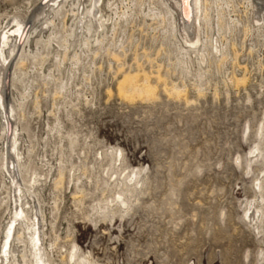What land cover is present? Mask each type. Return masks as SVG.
I'll list each match as a JSON object with an SVG mask.
<instances>
[{"label": "rangeland", "instance_id": "rangeland-1", "mask_svg": "<svg viewBox=\"0 0 264 264\" xmlns=\"http://www.w3.org/2000/svg\"><path fill=\"white\" fill-rule=\"evenodd\" d=\"M90 1L69 0L55 24L43 28V36L35 34L27 50L37 53L36 60L28 57L26 68L13 69L11 95L17 107L23 104L18 178L24 202L43 215L46 262L264 264V220L258 230L246 216L247 204L261 195L257 180L264 181V160L248 161L257 147L264 158V27L250 0H224L230 6L224 7L222 32L217 0H209L208 27L199 0L203 45L188 58L166 0H103L110 19L106 39L87 47L86 39L104 33L82 31L80 15L92 8ZM47 3L0 0V34ZM161 12L164 19L149 17ZM210 43L225 49L224 62ZM180 59L190 70L175 66ZM145 71L160 73L186 96L170 95L152 78L157 97H123L124 72ZM59 83L64 97L57 94ZM2 117L0 112V251L17 194L6 168L7 157L16 158L9 155ZM17 246L27 251L28 245ZM28 258L20 261L32 264Z\"/></svg>", "mask_w": 264, "mask_h": 264}, {"label": "bare ground", "instance_id": "bare-ground-1", "mask_svg": "<svg viewBox=\"0 0 264 264\" xmlns=\"http://www.w3.org/2000/svg\"><path fill=\"white\" fill-rule=\"evenodd\" d=\"M102 1L103 0H95V1L91 0L90 2H91L92 8L90 7V9L85 10V12H83L80 15L79 23L82 25L81 28L83 32L85 33L93 32L95 34H98L100 31L104 32L102 35L98 37L96 36L95 38L93 37L94 38L93 42H91L92 40L90 41L89 39L85 40L84 43L89 48L95 45L96 43L102 44L106 39L105 31L108 29L107 23L110 22V19H107L106 15L104 14V11L101 5ZM46 2H48L46 5L42 4L38 11L33 12L31 19L29 21L24 22V21H21V19L18 20L15 18L14 24L8 25L5 28V30L0 34V108H1L0 112H2V115H3L2 122L4 121L2 125V132L6 135V137H9V141H8L9 155L13 154L16 158V161H15L10 156H8L7 157L8 167L6 168H7V172L11 176L12 183L17 193L13 200L14 205H15V213L13 212L12 215L14 214V217L11 218V222L8 224L7 231L5 232V241H4L3 247L1 246L2 247L1 249L2 251H0V254H2V257L0 258L1 264H23V262H21L20 259L25 261L26 259H29L28 256L33 258L32 264H48L46 262V251L47 250L43 247V242L45 241L43 228H42L43 227L42 223L44 220L43 215H40L41 213L39 214L38 209L31 207L29 202L27 203L24 202L25 201L24 196H23L24 182H23V179L20 181V179L18 178L19 176L18 174H20V172L18 171V169L20 168L19 161H17L18 159L20 160L19 158L20 154L18 151L19 149L18 139L19 138H18V129H17L19 125L18 124V120H19L18 110L20 108V112H21V108H23V104L20 103V106L17 107L16 100L13 97V94L11 95V90H12L11 82L15 79V75H16V72H13V69H15L16 67L26 68L25 66L28 61V57H31L33 60H36L37 56H34V55H36L37 53L33 54V52L31 51L28 52L27 50L29 48L31 49L32 46H30V44L33 42V40H35L36 38L34 37L35 34L37 36L38 35L40 36L43 33V28H50L51 25H54L55 18L57 16L59 17V15L61 16V13L63 14L65 10L68 8L69 0H46ZM165 3L168 5L166 6L168 7V11L172 16L174 36L176 35V33H181L183 42L186 46L185 48H181V52H184L186 54V55H183L184 58L186 57L188 58V56L190 57V51L196 50L195 52H197V48L202 43L199 36L197 35V27L199 25V16H200L199 15V4H200L199 0H166ZM212 4L213 2H210L209 0H204V3H203L204 8H203L201 16L204 17V20L207 22L206 24L207 27L212 21V18H211L212 17L211 16ZM250 4L253 9L254 15H257V17L255 16L256 23L259 25V27H264V0H250ZM229 6H230V3L224 2V0H217V2L215 3V7L220 9L219 14H218L219 16L218 27L221 32L225 29L224 7L229 8ZM201 8H202V4H201ZM123 16H125V14ZM149 17L151 18L162 17L164 19V15L162 14V12L159 14H149ZM41 22H43L44 25L42 29L38 31L40 29L38 27V23H41ZM118 26H119V21H116L115 27H118ZM246 31H249L248 26H246ZM49 40H51V38ZM49 40L46 41L47 43L44 40H40L39 42H42V43L44 42L50 45L51 41ZM67 42L64 44V46L66 47V49H69L70 51L72 47H69V43ZM208 42L209 41H207V43ZM210 45L213 46L214 49H216L218 53L222 54L221 62H224L227 59V54L225 53V49L223 47L214 46L213 43H210ZM113 56L117 59L119 58V56L116 54H113ZM67 58H68V53L66 52L64 55V61L67 60ZM74 60L77 61L78 63L81 61L78 53H75ZM45 61L46 60L44 59V62ZM118 61H121V60H118ZM175 64H176L175 66L180 67L181 71L182 70L185 71L189 69L188 68L189 66H187V62L184 59L178 60V62H176ZM124 73H125L124 77L119 83V92L123 97L128 98L129 100L131 98H132L131 100H133V98H136V97L143 98L144 100L145 99L152 100L154 97H157V90L159 88H158V85L152 82L153 80L152 78L157 79V82H158V83L156 82L157 84H163L164 90L170 95L181 97L184 95L183 93L186 92L184 90H181L178 87L179 85L178 86L172 85L171 87H169V85L167 84L169 81H167L160 73H158L155 77H152L151 74L150 75L147 74L146 71L142 74L138 72L135 74H132L130 72L127 74L126 72ZM49 76H52V75L50 74L47 77ZM200 78H202V76H200ZM235 81L241 84L246 81V78H242V79L236 78ZM61 83H59L60 86L64 85ZM197 87L201 89L199 86ZM65 88H66L65 86H61L60 91L59 92L57 91V94H59V96L61 97H64L65 93H63V91H65ZM200 93L203 94L201 90H200ZM185 96H186V93H185ZM23 97H24V100L28 99L27 93H25ZM4 159L6 161V158ZM260 159L264 160L262 151L257 147L254 151L252 150L251 158H249L248 161L250 164H252L254 162H258ZM133 176L141 177L140 171L139 172L134 171ZM139 182L141 181L140 180L137 181V184ZM257 182H258L257 189L261 193V195L259 198L256 197L254 201L249 202L247 204L248 206H250V209H249L250 212L247 213L246 216L256 229L261 230V224L264 220V181L258 179ZM118 199L121 200L123 206H127L126 200H124L121 195L118 197ZM94 210H96V207L94 208ZM18 243H21V244L24 243L28 246L30 245L31 247L27 246V249H25L27 251L23 252V248H22V251L18 249L19 248L17 246ZM84 264H90V262L85 260Z\"/></svg>", "mask_w": 264, "mask_h": 264}]
</instances>
